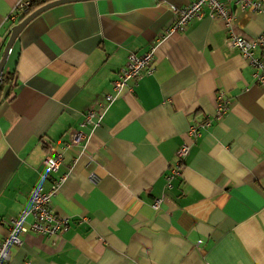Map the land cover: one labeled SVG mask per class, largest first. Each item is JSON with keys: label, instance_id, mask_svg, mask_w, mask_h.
Here are the masks:
<instances>
[{"label": "crops", "instance_id": "crops-1", "mask_svg": "<svg viewBox=\"0 0 264 264\" xmlns=\"http://www.w3.org/2000/svg\"><path fill=\"white\" fill-rule=\"evenodd\" d=\"M22 1L0 0V61ZM192 1L73 2L24 28L0 92V243L31 209L32 190L61 178L52 207L69 228L22 236L7 264H264V87L209 10L167 34ZM220 1L238 35H264V14ZM153 47V74L131 82L99 128L81 127L114 94L129 57ZM221 94L229 110L217 120ZM208 121L198 138L188 136ZM75 131L87 134L78 145ZM184 143L190 153L174 176ZM54 149H63V163L43 179Z\"/></svg>", "mask_w": 264, "mask_h": 264}, {"label": "built area", "instance_id": "built-area-1", "mask_svg": "<svg viewBox=\"0 0 264 264\" xmlns=\"http://www.w3.org/2000/svg\"><path fill=\"white\" fill-rule=\"evenodd\" d=\"M33 0H23L20 4L22 12H28ZM236 5L243 11H252L257 14H264V5L257 0H234ZM209 10L212 19H221L224 21L228 30L227 44L230 48L237 50L250 62L254 68V77L257 83L264 87V57H257L256 51L261 49L264 52V35L255 40H248L238 35L234 30V14L220 0H193L189 5L182 8L177 16L175 23L168 28L167 34L173 35L184 32L189 24L195 20H200L204 16V11ZM12 31V30H11ZM156 49L153 47L149 52L142 56L132 54L126 66L120 70L117 79L114 82V94L106 97L105 104H98L97 109L90 110L86 115L85 122L81 127H92L93 130L100 127L104 116L117 98L127 89L130 83L139 80L145 75H151L154 72ZM3 78L0 77V86ZM229 102L221 94L218 97V106L216 110V119L221 120L229 110ZM208 121L204 124L192 125L188 136L196 139L201 135V130L210 126ZM87 138L84 131L72 132L71 139L73 144H80ZM71 146V145H70ZM69 146H66V148ZM191 145L184 143L177 152V164L174 170V176L179 175L185 167L184 162L190 153ZM63 163V149H54L43 161L44 172L43 179H48L56 174ZM66 178L55 180L49 190L43 187H35L30 194L31 209L24 211L19 216L11 220L8 233L0 243V264H7L12 258V251L22 244V236L29 233H35L41 237H54L63 235L69 228V220L56 214L52 207V200L60 191ZM160 205L157 202L155 208ZM32 215L33 222L28 225L26 218Z\"/></svg>", "mask_w": 264, "mask_h": 264}, {"label": "water", "instance_id": "water-1", "mask_svg": "<svg viewBox=\"0 0 264 264\" xmlns=\"http://www.w3.org/2000/svg\"><path fill=\"white\" fill-rule=\"evenodd\" d=\"M80 1H89V0H56V1L50 2L47 5L43 6L42 8L38 9L37 11L33 12L24 21H22L21 23H19L16 26H14L12 31H11V35H10V39H9L6 51L4 53L2 60L0 61V77L3 78L5 67H6L8 58H9V53L12 50V47H13L15 41L18 39V37L20 36V34L24 30V28L30 22H32L35 18H37L38 16H40L44 12H46V11H48L54 7H57V6H60L63 4L73 3V2H80ZM2 85H3V82H2ZM2 85L0 86V88L2 87Z\"/></svg>", "mask_w": 264, "mask_h": 264}, {"label": "trees", "instance_id": "trees-1", "mask_svg": "<svg viewBox=\"0 0 264 264\" xmlns=\"http://www.w3.org/2000/svg\"><path fill=\"white\" fill-rule=\"evenodd\" d=\"M50 2L51 0H33L28 12H23L24 14H22L21 18H19V23L24 21L33 12L37 11L38 9L42 8L43 6L47 5ZM9 79H10V76H7L6 74L3 75V85L0 88V92L3 90V87L9 81Z\"/></svg>", "mask_w": 264, "mask_h": 264}]
</instances>
